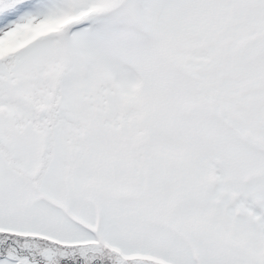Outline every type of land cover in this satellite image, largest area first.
Wrapping results in <instances>:
<instances>
[{
	"label": "snow or ice",
	"instance_id": "6c2138e0",
	"mask_svg": "<svg viewBox=\"0 0 264 264\" xmlns=\"http://www.w3.org/2000/svg\"><path fill=\"white\" fill-rule=\"evenodd\" d=\"M0 264H264V0H0Z\"/></svg>",
	"mask_w": 264,
	"mask_h": 264
}]
</instances>
